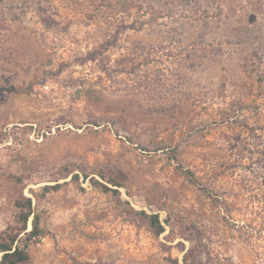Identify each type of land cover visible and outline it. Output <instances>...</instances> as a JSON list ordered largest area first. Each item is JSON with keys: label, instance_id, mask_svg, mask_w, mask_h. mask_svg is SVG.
<instances>
[{"label": "rangeland", "instance_id": "1", "mask_svg": "<svg viewBox=\"0 0 264 264\" xmlns=\"http://www.w3.org/2000/svg\"><path fill=\"white\" fill-rule=\"evenodd\" d=\"M24 197L31 264H264V0H0V234Z\"/></svg>", "mask_w": 264, "mask_h": 264}, {"label": "trees", "instance_id": "2", "mask_svg": "<svg viewBox=\"0 0 264 264\" xmlns=\"http://www.w3.org/2000/svg\"><path fill=\"white\" fill-rule=\"evenodd\" d=\"M107 47L96 50L89 55L88 60L96 61ZM171 158L178 164V168L183 172L188 181L200 188H203L202 184L197 179L194 171L184 167L179 163L178 160V149L174 148L170 151ZM90 176L85 174V179ZM79 178V176H76ZM105 180L104 176H101ZM90 181L96 187L101 188L105 192L119 193L117 190L111 189L108 184L101 183L96 178H91ZM114 187L121 188L122 186L113 179L107 181ZM61 184H56L54 186H45L43 188L44 194L50 193L60 189ZM17 207L20 210L19 213V224H22L20 228H7L0 234V264H31V247L40 240V238L45 236L44 230L41 228V218L36 213L33 205V199L30 197H24L22 200L17 202ZM140 218L145 221L150 228L153 230L156 236H161L167 231V227H170V233L166 235L168 240L174 241L178 237L188 239L185 233H177L175 226L166 220L165 225L160 219L159 215H149L146 212H139ZM31 220L32 228L29 229V221ZM195 254L194 251H189L184 256V264H195Z\"/></svg>", "mask_w": 264, "mask_h": 264}]
</instances>
